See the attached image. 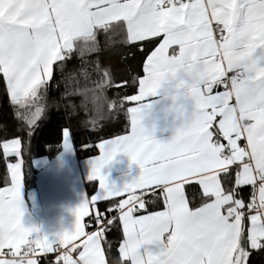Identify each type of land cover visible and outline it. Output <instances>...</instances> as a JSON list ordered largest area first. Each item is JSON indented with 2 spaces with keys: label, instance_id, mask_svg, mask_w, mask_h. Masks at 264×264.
<instances>
[{
  "label": "snow or ice",
  "instance_id": "obj_1",
  "mask_svg": "<svg viewBox=\"0 0 264 264\" xmlns=\"http://www.w3.org/2000/svg\"><path fill=\"white\" fill-rule=\"evenodd\" d=\"M101 35L132 54L112 97L117 74L88 59ZM74 57L80 68L68 73ZM54 72L90 81L82 95L101 119L106 104L125 124L84 145L98 149V190L71 230L50 237L21 224V157ZM0 77L26 133L0 143V264H248L264 250V0H0ZM158 105L166 140L155 134ZM62 138L68 147L73 130ZM121 153L139 172L117 187L101 169Z\"/></svg>",
  "mask_w": 264,
  "mask_h": 264
},
{
  "label": "trees",
  "instance_id": "obj_2",
  "mask_svg": "<svg viewBox=\"0 0 264 264\" xmlns=\"http://www.w3.org/2000/svg\"><path fill=\"white\" fill-rule=\"evenodd\" d=\"M101 51L92 54L88 59L98 62L102 69L111 70L117 74L113 89L107 90L109 97L114 96L115 84L119 80V75H127L131 67L126 60L132 59L129 53V46L120 42L119 36L113 35L107 46L104 45V37L101 35ZM80 60L73 58L68 65V69H79ZM142 73V65H141ZM91 79L98 77L91 74ZM93 88L90 81H85L83 77L72 80H65L59 72H54V79L50 82L47 92V108L45 113L37 120L34 131L29 139L31 149L21 157L22 160V184L25 189H30L35 185L36 169L33 168L32 159L37 156H46L47 158L56 157L61 151V133L64 127H70L73 130L71 138L76 159L80 160L98 153V149L85 147V144H95L100 138H110L116 133H122L125 124L124 115H113L105 104L103 117L98 112L89 94L87 97L82 95L83 89ZM97 121L96 128H92L90 121ZM16 137L24 138L26 133L20 128V121L17 119L13 105L9 96L6 94V87L3 85L0 77V143L3 139H12ZM14 156H9L7 162H15ZM6 172V162L3 157L2 148H0V174ZM2 186V185H0ZM85 191L90 197L96 190V181H85ZM197 191L191 194V198L198 196ZM93 214L96 209L91 205ZM112 241V258L118 257L119 240L122 238V232L113 229L108 237ZM248 264H264V250H252L248 259Z\"/></svg>",
  "mask_w": 264,
  "mask_h": 264
},
{
  "label": "crops",
  "instance_id": "obj_3",
  "mask_svg": "<svg viewBox=\"0 0 264 264\" xmlns=\"http://www.w3.org/2000/svg\"><path fill=\"white\" fill-rule=\"evenodd\" d=\"M155 113L157 129L155 134L158 139L166 140L169 132L164 129V117L159 105ZM67 144L68 147H65L62 138L61 151L56 157H34L32 165L36 169L35 185L30 189H25L23 184L21 186V224L26 228L37 227L39 233L45 236H55L62 231L72 229L75 221L74 210L87 196L85 181H96V190L92 195L98 190V181L89 179V160L99 153L78 160L75 157L71 138L68 139ZM138 172L137 166L130 164L127 156L122 153L101 169L106 182L117 187L130 182ZM91 196L88 197L89 200ZM91 212L90 204L89 214Z\"/></svg>",
  "mask_w": 264,
  "mask_h": 264
},
{
  "label": "clouds",
  "instance_id": "obj_4",
  "mask_svg": "<svg viewBox=\"0 0 264 264\" xmlns=\"http://www.w3.org/2000/svg\"><path fill=\"white\" fill-rule=\"evenodd\" d=\"M67 71H68V73H71L73 70L72 69H68Z\"/></svg>",
  "mask_w": 264,
  "mask_h": 264
},
{
  "label": "rangeland",
  "instance_id": "obj_5",
  "mask_svg": "<svg viewBox=\"0 0 264 264\" xmlns=\"http://www.w3.org/2000/svg\"><path fill=\"white\" fill-rule=\"evenodd\" d=\"M16 162V161H15ZM15 162H13V163H15Z\"/></svg>",
  "mask_w": 264,
  "mask_h": 264
}]
</instances>
